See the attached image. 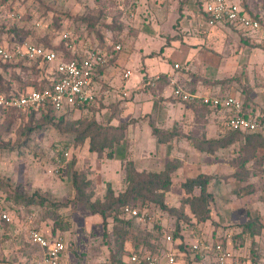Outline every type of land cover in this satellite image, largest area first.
<instances>
[{
    "label": "rangeland",
    "instance_id": "rangeland-1",
    "mask_svg": "<svg viewBox=\"0 0 264 264\" xmlns=\"http://www.w3.org/2000/svg\"><path fill=\"white\" fill-rule=\"evenodd\" d=\"M187 1L173 0L179 5L178 13L162 14L160 21L158 16L150 13L149 0H0V44L11 45L9 43L15 39H24L47 47H59L65 41L63 34L70 32L74 42L70 41L68 44H77V48L80 42L78 40L88 37H96L101 43L109 38L116 44L124 45L132 41L135 46L138 43L143 46L149 44V34L154 33L150 28L152 24L158 23L162 28L165 26L166 31H170L171 25L178 29L185 16L181 12L183 4ZM243 1L248 6L250 0ZM257 4L264 8V0H257ZM198 5L197 16L206 21L207 18L201 11L202 6ZM109 51L110 55H114V60L118 53L113 52L111 47ZM127 51L128 48L122 51V56ZM21 67L22 63L17 59H12L11 62L0 59V73L5 81L11 79V75H22L25 78L28 72ZM121 68L122 66L116 65L111 70L119 73ZM244 73L241 75L245 78L243 82L240 76L231 82L236 81V87L249 98V95L252 96L251 84L255 85L257 78L249 79ZM13 86L17 88L18 84L15 82ZM120 97L127 100L123 95ZM119 105L118 100L107 103L98 101L83 107L82 111H70L67 114H52L46 108L33 113L0 112L1 264H40V250L29 241V229L66 236L69 240L67 252L70 261L77 264H122L128 260L129 249L134 248L136 243H143L141 239L156 246L164 231L165 234L173 233L174 217L166 216L159 207H149L150 221L143 223L135 220L130 226L114 225L111 221L103 225L102 217L90 212L87 201H103L109 184L116 194L125 191L128 186L125 172L127 161H131L138 171L144 172H157L158 169L162 171L168 162H164L162 168L161 162L159 166L144 167L141 170L138 168L149 162V153L147 150L146 157L141 156L139 146L143 143L136 144L127 139L128 125L134 123L135 127L137 123L126 119L120 123L128 124L124 131L125 138L114 146L115 150L118 149V156L122 158L121 168H118L115 161L112 162L106 156L99 158L96 152L89 149L90 138L86 136L95 132V129L88 130L90 124L99 122L102 127L113 125L112 119L120 113ZM255 105L264 111V105ZM140 130L142 132L141 126ZM221 130L216 139L197 137L194 142V145H204L207 152L214 155L212 160L217 162L215 172L208 174L212 176L209 187L213 191H221L220 187L232 189L235 185L237 190H241L240 193L251 194L255 201H264V137L249 138L247 135L250 134L247 133L238 134L225 128ZM113 134L110 131L108 137ZM230 135L234 140L226 146H220ZM207 140H217L220 143H203ZM109 147L104 149V154L112 150ZM137 149L139 158L127 159ZM106 162L111 163L107 165ZM169 162L177 168L181 166L178 160L172 159ZM75 176L80 190L73 184ZM194 176L197 174L183 169L179 173L173 172V186L168 198H165L169 207L184 204L188 194L183 183ZM198 192L195 189L193 194ZM35 195L36 202L31 204L21 198ZM222 198L224 200L219 199L220 202L230 200L224 196ZM134 200L141 207L145 205L140 199ZM214 203L215 199L212 205ZM184 207L185 212L190 214L189 205ZM4 213L9 215V220L2 217ZM167 221L172 225L170 229L166 227L169 224ZM185 226L193 228L186 223ZM263 230L264 224L260 237L264 234ZM124 234L127 235L125 240ZM258 238L259 235L252 239L249 234L235 236V249L241 253L248 250L255 258L259 253L256 248L259 247ZM192 255L194 259L190 264H196L194 261L203 264L195 257L196 254ZM257 257L259 259L261 254Z\"/></svg>",
    "mask_w": 264,
    "mask_h": 264
},
{
    "label": "crops",
    "instance_id": "crops-1",
    "mask_svg": "<svg viewBox=\"0 0 264 264\" xmlns=\"http://www.w3.org/2000/svg\"><path fill=\"white\" fill-rule=\"evenodd\" d=\"M172 1L149 0L150 13L158 16V20L161 19L162 14H177L179 5ZM238 1H241L243 5V0ZM205 3L206 0H188L187 3L183 4L184 8L181 12L185 16L182 17L178 29L171 25L170 31H166L165 26L162 28L158 23L152 24L150 28L154 33L149 34V44L142 46L141 43H138L135 46L132 41L124 43V45L120 44L121 49L117 50L118 54L111 65L103 71H98L94 77V83L98 89V98L95 103L118 100V103L121 104L119 105V116L114 117L111 124L120 125L123 119L137 123L135 127L134 123L128 125L127 139H131L130 141L136 144L143 143L139 146V148L141 147L139 149L141 156L146 157L148 150L149 162H146L143 167L138 165L140 170L144 167L157 166L160 162L162 168L164 162H169L172 159L181 162V166L175 169L178 173L183 169L185 172H194L197 175L201 173L212 174L217 168V162L212 160L214 155L200 150L194 145V142H196L197 137L216 139L222 132L221 129L224 128V118L230 112L226 108H210V106L207 108V105L201 101L186 102L176 98L172 90L177 85H181L187 91L201 95L223 97L233 95L243 102V112L246 108L252 116H264V111L255 105L256 103L264 105L263 46L257 40V36L247 35L240 27H235L226 22H219L212 26L208 23V19L206 21L200 19L197 16L198 4L202 6L201 11L205 12ZM246 9L252 15L264 19V8L257 4V0H250ZM88 39L92 41V45H96L100 49L97 38L88 37L78 41ZM104 43L108 48L107 46H111L114 42L105 38ZM114 44L117 46L119 43ZM80 47L79 45L77 49H70V51L77 55V53L82 52ZM127 48L129 51L126 52L125 56H122L121 52ZM106 50L109 51V49ZM175 64H180V67L175 68ZM116 65L122 66L119 73L111 70V67ZM127 70L132 71L128 77L125 76ZM242 73L246 74L249 79L257 78L256 84L258 86L251 84L253 89H251L252 96L247 93L249 98L243 95L238 86L236 87V81L231 82L237 76H240L241 82H243L245 78L241 77ZM156 76H159V79L154 84H150ZM123 91L129 92L125 101L120 97ZM114 108L117 109L116 106ZM82 110L74 109L73 112ZM151 123L160 129L162 135L159 136L152 132ZM262 135L264 136V134ZM125 155L126 153L124 157ZM134 158H139L138 149L131 158L127 159L133 160ZM154 159H157V162ZM109 160L115 161L118 168H121L122 158L118 156V149L115 150L114 157ZM155 162L156 164H154ZM106 163L110 165L111 162ZM151 171L154 170L151 168ZM156 171L160 172L159 169ZM220 188L223 190H221L222 192L213 191L209 187V190L215 194V203L211 208V219L199 223L192 229L186 228L182 224L179 232L181 238L174 239L171 245L165 241L164 248L172 247L177 253V264L193 262L192 253L196 255L198 253L203 264H218L215 261L213 251L204 252L192 249V244L199 239L216 240L211 227L213 222L230 225L244 223L252 219L258 224H264L263 200L255 201L251 194L240 193L241 190H237L235 185L232 186V189ZM169 192L166 194L167 198ZM221 193L230 200L228 202L223 201L224 203L220 202L219 199H223ZM166 216L169 215L166 213ZM170 224V222L166 224L168 229L172 227ZM43 233L50 238L57 235ZM168 234L172 235V233ZM65 238L68 241V248L65 251L66 259L69 264H77L70 261L67 252L69 240L66 236ZM258 239L259 247L256 248L261 254L259 259H257L259 253L253 258L248 250L241 253L235 249L236 246L232 243L234 245H232V249L236 251L239 258V264H264V234L262 237L259 234ZM132 249H129V253L133 251ZM194 263L197 264L198 262L194 261Z\"/></svg>",
    "mask_w": 264,
    "mask_h": 264
},
{
    "label": "built area",
    "instance_id": "built-area-1",
    "mask_svg": "<svg viewBox=\"0 0 264 264\" xmlns=\"http://www.w3.org/2000/svg\"><path fill=\"white\" fill-rule=\"evenodd\" d=\"M204 11L210 15L208 23L215 25L219 22H227L235 27H240L249 36H257V40L264 47V19L256 17L247 11L238 0H206ZM63 38L74 42L70 32H65ZM91 40L79 42L82 52L77 53L78 59H65L60 52L49 47L37 44L35 41L20 39L11 45L0 46V57L3 60H24L33 63L41 61L48 66V76L53 81L52 87L42 90L30 89L21 95L7 96L0 92V107L4 109H17L29 111L40 109L51 104L58 113H66L69 110L78 109V106L94 104L98 98V89L94 83V73L96 69L107 60L106 51H101L96 45L91 44ZM78 45V47H79ZM69 49H77V44H69ZM116 51L121 49V45L115 46ZM180 64H175L179 68ZM49 71H51L49 73ZM131 70L125 72L128 77ZM55 76L57 79L55 80ZM159 76H156L150 84H154ZM149 84V82H148ZM173 95L186 102L201 101L203 104L213 108H226L229 115L224 118L223 127L232 131L252 132L264 134V118L260 116H246L243 113V102L241 99L228 95L214 96L201 95L185 90L181 85H177L172 90ZM124 97L129 96V92H122ZM61 162V160H58ZM149 207H141L134 204L125 205L120 209L126 217L135 218L138 222L150 221ZM3 218L9 220V215L4 213ZM31 243L39 245L43 250L40 264H69L66 259L68 241L62 234H57L53 238L36 229H29L27 232ZM165 241L170 245L173 243L171 234L165 235ZM232 233L226 234L225 241L201 240L192 244V249L200 251H213L215 261L218 264H239V258L234 252ZM127 262L133 264H177V253L172 247L163 248L160 252H150L148 250L131 251L127 256Z\"/></svg>",
    "mask_w": 264,
    "mask_h": 264
},
{
    "label": "trees",
    "instance_id": "trees-1",
    "mask_svg": "<svg viewBox=\"0 0 264 264\" xmlns=\"http://www.w3.org/2000/svg\"><path fill=\"white\" fill-rule=\"evenodd\" d=\"M243 6L246 8V4L243 1ZM204 16L209 20L210 15L208 13L204 12ZM256 17H259L255 15ZM227 23V22H226ZM229 24V23H228ZM96 38V37H95ZM65 41L62 43L59 47H49L53 50H56L60 52V54L63 55L65 59H78L79 57L76 54H73L69 49V44L71 40L64 39ZM18 41L15 39L13 42ZM99 46L101 51H107L106 49L112 48V51L117 53L115 49V44L113 43L111 46H107L105 43H101L102 41L99 40ZM13 42L9 44H13ZM40 44V43H38ZM42 45V44H40ZM2 46V44H0ZM45 46V45H43ZM47 47V46H45ZM99 48V47H98ZM107 60L104 64L100 65L94 73V77L98 71H103L111 61H113L114 57H111V52L107 51ZM0 59L4 62H11V60H3L1 57ZM22 63L21 69H25L28 73V75L23 78L22 75H11V79L3 80V75L0 73V92L7 96L12 95H21L22 93L27 92L30 89H38L42 90L47 87H52L53 81L48 76L47 70L48 66L46 64H43L40 60L35 61L33 63L29 62L27 59L24 60H18ZM24 66V67H23ZM26 67V68H25ZM31 77V78H29ZM57 79V76L54 78ZM18 84L17 88H14V83ZM92 104H85L82 106H78V109H82L86 106H91ZM48 110L49 112L58 113L51 104H48L46 107H44V110ZM208 108V105H207ZM211 108V107H210ZM220 108V107H218ZM41 109V108H40ZM40 109H31L29 112H36ZM74 110V109H73ZM73 110H69L72 112ZM0 112H23L17 109H4L0 107ZM68 112L64 113L67 114ZM246 116H249L251 113L245 108V111L243 112ZM261 118H264V116H261ZM152 124V123H151ZM127 125H108L102 127L101 124L98 122H93L88 127V130H94L95 132L92 133L91 136H86L90 138L89 142V149L93 152H96L97 156L99 158L106 156L108 159H112L115 155V147L118 145L120 141H123L125 138V130L127 129ZM153 133L158 134L159 136L162 135V132L159 131L160 129H157L153 124ZM113 131L114 134L111 137H108L109 132ZM234 133H242L240 131H233ZM164 133V132H163ZM250 135H247V137H264L262 134L259 133H247ZM252 135V136H251ZM102 139L100 140V137ZM234 140V137L232 135L228 136V138L225 139V143L220 144V146H226L227 144H230ZM201 141V140H200ZM203 143H217L219 144L217 140H207V142ZM110 146L112 150L108 153L104 154V149L106 147ZM115 146V147H114ZM197 148H199L202 151H207L206 147L202 145L201 143H198L195 145ZM175 169H177L176 166L172 165L170 162H167L165 165V168L162 169L160 172H144V171H138L137 168H135V165L131 161H127L126 170L127 173V182L128 186L125 189V191L116 194L114 189L109 184L107 187L106 196L103 201H87L88 207L90 209V212L93 214H99L102 217V223L103 225H107L110 223V221L114 225H121L122 224L126 226H130L133 221H135V218L132 217H126L122 214L123 206L134 204L137 205V201L134 199H140L143 202H145L143 207H159V210H161L163 213H167L169 216L174 217L175 219V229H173V239L181 238V235L179 234L181 230V225L185 223L191 225L192 227L197 226L199 223H203L209 219H211L212 214V202L215 199L214 193L209 190V184L212 180V176L208 174H198L195 177H192L185 181L183 183V188L185 189L186 193L188 194L187 198L184 199V204H182L180 207H169L165 201L166 193L171 190V187L173 186V178L172 174L175 172ZM73 184L77 190L79 189L78 181L76 179V176L73 180ZM198 189V193H194V190ZM80 190V189H79ZM153 197V199H152ZM25 201H27L28 204L35 203L36 202V195L32 197H26L21 196ZM44 200L41 202L43 203ZM189 205L190 214L185 212V205ZM139 206V205H138ZM189 215V216H188ZM192 217V218H191ZM215 223V224H214ZM262 231V225L258 224V222L249 219L248 221L244 223H237V224H230V225H222L217 222L212 223V232L213 236L216 237V239H221L225 241L226 234L232 233L233 237V244L235 245V236H240L242 234H249L250 237L253 239L256 235H259ZM151 232V231H150ZM150 235V234H149ZM165 231L163 232L160 241L158 240L156 246H154L150 241H147L145 239H141L143 243H136L134 248L132 250L134 251H141V250H148L150 252H159L161 248L165 247ZM123 239H127V235L124 234ZM33 244V243H32ZM36 246L40 251L39 258L41 259V256H43L42 248L37 245ZM233 245V246H234ZM234 250V249H233ZM236 253V251H234ZM196 258L200 259V255L197 253L195 255ZM129 262H123L122 264H127ZM133 264V263H130ZM144 264V263H141Z\"/></svg>",
    "mask_w": 264,
    "mask_h": 264
}]
</instances>
